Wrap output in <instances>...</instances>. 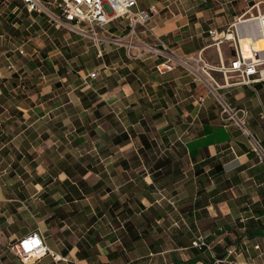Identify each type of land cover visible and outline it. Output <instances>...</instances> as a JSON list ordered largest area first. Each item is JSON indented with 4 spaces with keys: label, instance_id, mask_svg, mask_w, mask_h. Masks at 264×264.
Here are the masks:
<instances>
[{
    "label": "crops",
    "instance_id": "obj_1",
    "mask_svg": "<svg viewBox=\"0 0 264 264\" xmlns=\"http://www.w3.org/2000/svg\"><path fill=\"white\" fill-rule=\"evenodd\" d=\"M263 2L137 0L157 12L133 35L98 31L99 55L66 26L31 37L22 1L0 0V264H264V165L250 137L264 148V80L227 86L211 70L245 108L247 135L189 59L229 64L232 44L208 30ZM31 232L53 255L19 259L10 246Z\"/></svg>",
    "mask_w": 264,
    "mask_h": 264
},
{
    "label": "built area",
    "instance_id": "obj_2",
    "mask_svg": "<svg viewBox=\"0 0 264 264\" xmlns=\"http://www.w3.org/2000/svg\"><path fill=\"white\" fill-rule=\"evenodd\" d=\"M22 7L29 13L40 12L46 16L50 22L56 26H72L77 33L90 36L98 48L101 55V44L105 37L98 30L107 31L109 24L118 18L126 21L129 34H135L138 25H145L149 18L157 12L155 5H150L146 9H135L137 0H21ZM211 42L219 48L222 42H229L233 46L234 54L229 64H225L220 57L216 65H211L199 53L196 57L189 59L200 64L199 70L207 77L206 86L208 92L212 94L220 104L221 117L224 120L234 121L243 132L250 134L245 128L246 110L244 107L233 106L228 103L219 93L220 84L211 74V70L219 71L223 75L224 83L227 86L236 84H251L264 80V12L257 11L256 15H250L243 19L239 18L230 23L225 29H209ZM241 38L259 40L262 45L255 48L248 46L246 52L242 50ZM148 48L159 55L165 56L167 63L171 62V53L167 54L156 46ZM182 61V60H181ZM184 62V61H183ZM97 70L88 74L93 79L97 77ZM235 76L237 81H229ZM252 148L259 163L264 165V148L261 142L250 136ZM14 253L22 262L27 259H38L45 254H52V251L43 241V238L36 232H31L23 236L10 246ZM53 255V254H52Z\"/></svg>",
    "mask_w": 264,
    "mask_h": 264
},
{
    "label": "rangeland",
    "instance_id": "obj_3",
    "mask_svg": "<svg viewBox=\"0 0 264 264\" xmlns=\"http://www.w3.org/2000/svg\"><path fill=\"white\" fill-rule=\"evenodd\" d=\"M47 1H50V2H54V0H47ZM261 4H263V7H264V2L263 3H261ZM139 7H141V3H140V1H139ZM23 8V7H22ZM264 9V8H263ZM24 13H26V15H28L27 14V11L23 8V10H22ZM29 13V12H28ZM35 13V14H34ZM32 16L31 17H27L26 19H24L23 21H21L24 25H27L28 23H30V34H31V37H36L37 35H38V31L40 30V29H45V28H47L48 26H51V27H54V25L50 22V20L46 17V16H44V14H42V13H40V12H33V13H30ZM36 14H38V15H36ZM120 20H123L122 21V23H120V22H118V23H116V21H120ZM15 21H17V18H15L14 19V22ZM114 22H115V24H114ZM18 24H20V22H17ZM115 25V26H114ZM109 26H114V27H116V26H118V27H120L122 30L124 29V28H127V24H126V21L124 20V19H122V18H118V19H114L110 24H109ZM60 28H62L61 26H59ZM50 28V27H49ZM65 31H67V32H69V34H71V35H73V34H77V36L80 38V40H79V43L80 44H82V45H84V44H86V45H89V41L90 40H92V38L90 37H88V36H86V35H83V34H79V33H77L76 32V30L72 27V26H69V25H67L66 27H65V29H64ZM97 31H101V30H98L97 29ZM124 32L126 31V30H123ZM69 34H67V35H69ZM19 37V36H18ZM70 41V38L69 37H65V38H62L61 39V43H66V42H69ZM93 41V40H92ZM243 43H244V45H245V49L247 50V48H248V46H251V45H253V47H255V48H260L261 47V45H262V43L259 41V40H253V41H250L248 38H246V39H243ZM65 49H68V48H65ZM69 50V49H68ZM222 50H223V53H224V55H227L228 53V47H227V45H224L223 46V48H222ZM245 50V51H246ZM68 59V58H67ZM229 81H237V79H236V77L235 76H232V78L231 79H229ZM236 85H238V84H236Z\"/></svg>",
    "mask_w": 264,
    "mask_h": 264
},
{
    "label": "trees",
    "instance_id": "obj_4",
    "mask_svg": "<svg viewBox=\"0 0 264 264\" xmlns=\"http://www.w3.org/2000/svg\"><path fill=\"white\" fill-rule=\"evenodd\" d=\"M246 235L248 236V238H251L254 236V234L252 233L250 229L246 231ZM257 235H262V233L258 232Z\"/></svg>",
    "mask_w": 264,
    "mask_h": 264
},
{
    "label": "bare ground",
    "instance_id": "obj_5",
    "mask_svg": "<svg viewBox=\"0 0 264 264\" xmlns=\"http://www.w3.org/2000/svg\"><path fill=\"white\" fill-rule=\"evenodd\" d=\"M250 40V39H249ZM250 41H253V40H250ZM240 43H241V45H242V50L244 51V52H246L245 51V47H244V43H242V39L240 40Z\"/></svg>",
    "mask_w": 264,
    "mask_h": 264
}]
</instances>
